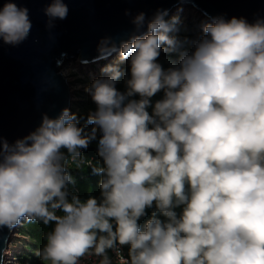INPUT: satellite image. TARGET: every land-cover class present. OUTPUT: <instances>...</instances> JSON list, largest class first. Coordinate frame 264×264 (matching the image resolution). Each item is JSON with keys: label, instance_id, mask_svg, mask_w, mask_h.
<instances>
[{"label": "clouds", "instance_id": "1", "mask_svg": "<svg viewBox=\"0 0 264 264\" xmlns=\"http://www.w3.org/2000/svg\"><path fill=\"white\" fill-rule=\"evenodd\" d=\"M67 14L63 0L45 9L49 27ZM166 15L157 12L146 34L100 42L101 56L129 62L130 79L117 91L124 73L107 66L85 89L97 106L90 132L64 109L14 144L0 138V227L54 224L37 252L42 261L96 255L113 264L112 251L120 264H264V21L215 18L179 66L164 70L161 52L178 44ZM133 23L140 32L145 15ZM31 27L28 9L11 0L0 8L3 43H22ZM98 130L103 165L89 166L102 177L101 200L81 201L65 162L79 161ZM152 206L167 222L153 213L142 230Z\"/></svg>", "mask_w": 264, "mask_h": 264}, {"label": "water", "instance_id": "2", "mask_svg": "<svg viewBox=\"0 0 264 264\" xmlns=\"http://www.w3.org/2000/svg\"><path fill=\"white\" fill-rule=\"evenodd\" d=\"M8 2L0 0V8ZM11 2L28 9L32 27L18 45L0 40V138L10 145L35 131L43 115L55 119L64 109L71 112L72 93L60 72L63 63L110 59L116 53L101 56L100 42L111 39L119 45L133 34H146L147 22L157 12L170 14L187 6L210 23L221 17L242 18L249 24L264 21V0H63L67 17L53 20L49 27L45 9L52 0ZM141 13L145 24L136 32L133 21ZM15 229L0 227V264Z\"/></svg>", "mask_w": 264, "mask_h": 264}, {"label": "trees", "instance_id": "3", "mask_svg": "<svg viewBox=\"0 0 264 264\" xmlns=\"http://www.w3.org/2000/svg\"><path fill=\"white\" fill-rule=\"evenodd\" d=\"M185 52L189 53L185 49H181L180 51L174 50L170 52H164L163 54H160L157 63H159L164 70H168L172 67H178L181 54ZM120 69L124 75L117 81V91L125 93L127 91L126 80L130 79V67H120ZM163 97L164 93L161 91L150 98L152 106L147 109L149 114H152L155 103L163 99ZM129 99L139 100L140 97L137 95ZM77 105L81 106L80 110L76 113H74L73 110L71 111L73 114L77 115V118L80 122L79 126L84 127L86 132H90L94 125L88 124L87 119L90 113L96 111L97 106L91 97L88 98L86 102L81 104L79 103ZM101 136L102 133L98 130L96 139L90 142L87 149H81L82 158L79 161L74 162L71 157H69L65 162L66 171L75 181L74 185L69 186V191L72 194L77 195L81 201H86L89 197H94L98 201L101 200L100 182L102 177L100 175H94L92 168L89 166V164L103 165V160L98 155V142ZM62 151L65 153V155H67L66 149H62ZM153 208L156 207L152 206L151 208H147L146 214L139 219L138 223L142 230L148 220L153 218V213L156 214V218L163 222H167V218L164 217L158 210ZM57 215H63V213L57 212ZM23 226L25 234L32 241V245L29 252L24 257H22V260L28 261L30 264H50V261H42L37 255V252L45 245L46 235L52 231L54 224L44 225L42 222L38 221L36 223L24 222ZM123 249L128 255L129 246H123Z\"/></svg>", "mask_w": 264, "mask_h": 264}, {"label": "rangeland", "instance_id": "4", "mask_svg": "<svg viewBox=\"0 0 264 264\" xmlns=\"http://www.w3.org/2000/svg\"><path fill=\"white\" fill-rule=\"evenodd\" d=\"M184 10H186L187 12L183 10H176L170 14H167L164 18L169 23L172 29L169 32V36L174 37L178 42L175 50L180 51L181 49H185L186 51L191 53L194 50L195 42L199 41L205 35L203 33V26L210 22L190 7L186 6L184 7ZM161 47L163 48L166 46L162 45ZM163 53L164 52L162 51L161 54ZM76 62L77 61H71L70 64L72 65L66 63L67 67L65 68V70L63 71L61 69V71L65 74L68 72L70 82L73 85L75 84L73 93L75 96H72L73 104L71 105V110H73L74 113L80 110L81 106L77 104L86 102L88 97H91L85 91V89L91 85V80L87 76L83 78L78 75L80 74V72L79 70H76L79 69V65H76ZM103 62L107 63L105 64V67L114 66L117 64L119 65V67H130L128 61L120 62L119 53L116 54V56L111 60ZM74 68L76 70H74ZM98 68L103 69L104 65L92 64V67H87V69L92 72V75L94 73L97 75V73L99 72L97 71ZM23 224L24 222H22L20 226L16 227L15 232L9 239L7 249L4 253V264H30L28 261L22 260V257H24L29 252L32 245V241L24 232Z\"/></svg>", "mask_w": 264, "mask_h": 264}, {"label": "built area", "instance_id": "5", "mask_svg": "<svg viewBox=\"0 0 264 264\" xmlns=\"http://www.w3.org/2000/svg\"><path fill=\"white\" fill-rule=\"evenodd\" d=\"M116 55H114L113 57H115ZM113 57H111L110 59H108V60H101L100 62H98V63H90V64H84V63H81L79 60H76L77 62H76V65L78 64L79 65V69H75L74 68V70H76V71H78L79 70V72H80V74H78V75H80L81 77H83V78H85L86 76L91 80V83L94 81V80H96V79H98L99 78V76H100V78L102 77V76H104V73L102 72V69H97V71H99L98 73H97V75L94 73L93 75H92V72L91 71H89L88 69H87V67H92V64H103L104 65V68H105V64H107V63H105V62H103V61H109V60H111ZM68 64H70V62L68 63ZM70 65H72V64H70ZM96 66H100V65H96ZM103 68V69H104ZM87 70V71H86ZM75 71V72H76ZM96 71V72H97ZM64 77L66 78V80H67V82L69 83V87H70V92L72 93V96L74 95L73 93H74V86H75V84L73 85L71 82H70V78H69V75H68V72L66 73V75H64ZM117 85H118V82H116V85H115V87H116V89H117ZM75 96V95H74ZM121 252H122V254H123V257L125 258V259H127L128 258V256L126 255V253H125V251L123 250V248H121ZM108 255L110 256V258H111V260L113 261V264H120V262L118 261V259H117V257H116V255H115V253L114 252H112V251H109V253H108ZM100 257H97L96 255H90V256H85L84 258H82L81 260H80V262H79V264H100Z\"/></svg>", "mask_w": 264, "mask_h": 264}, {"label": "bare ground", "instance_id": "6", "mask_svg": "<svg viewBox=\"0 0 264 264\" xmlns=\"http://www.w3.org/2000/svg\"><path fill=\"white\" fill-rule=\"evenodd\" d=\"M185 7H186V6H185ZM176 10H177V11H182V10H183V11L187 12L186 10H184V7H183V6H179V7L175 8L173 11H176ZM173 11H172V12H173ZM193 12H194V11H193ZM116 54H118V53H116ZM116 54H114V55H116ZM114 55H113V56H114ZM113 56H112V57H113ZM100 61H101V60H99V61H97V62H95V63H98V62H100ZM66 63H67V62L63 63V64L60 66V72L63 74V76L66 75V74L63 73V72L61 71V69H62L63 71L65 70V68L67 67V66H66ZM15 230H16V229H15ZM4 253H5V252H4ZM7 255H8V254H7ZM4 257H5V256H4Z\"/></svg>", "mask_w": 264, "mask_h": 264}]
</instances>
